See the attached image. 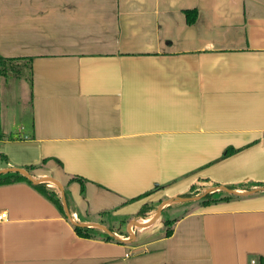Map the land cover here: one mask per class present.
Here are the masks:
<instances>
[{
	"label": "crops",
	"instance_id": "crops-1",
	"mask_svg": "<svg viewBox=\"0 0 264 264\" xmlns=\"http://www.w3.org/2000/svg\"><path fill=\"white\" fill-rule=\"evenodd\" d=\"M0 57L31 59L0 77V171L34 166L71 218L0 185V264L264 257V191L167 208L200 186L264 187V0H0ZM149 203L172 212L169 236L161 216L129 233Z\"/></svg>",
	"mask_w": 264,
	"mask_h": 264
},
{
	"label": "trees",
	"instance_id": "trees-1",
	"mask_svg": "<svg viewBox=\"0 0 264 264\" xmlns=\"http://www.w3.org/2000/svg\"><path fill=\"white\" fill-rule=\"evenodd\" d=\"M185 17H186V22L187 24H192L195 19H196V11H186L185 12ZM30 58H9V59H5L0 57V77H7V75H9V73H15V72H20L21 70V66H19V62H22V69H28V71L30 70ZM233 152H235V149L233 148H229L227 149L222 157H226L229 155H232ZM34 166H29V167H23L21 169H24L25 171L28 172V174L31 173V171L34 169ZM31 175V174H30ZM14 182H26L27 184L32 185L40 194H42L46 199L48 198L51 202H53L56 207L59 209V211H63V204L61 201V196L60 193H58V191L56 189H54V187H50L45 183H32L30 180H27L24 176H22L20 173L18 172H9V173H4V174H0V185H7V184H12ZM244 186V185H243ZM228 190H236L238 187L234 186H225ZM84 185H81V191H83ZM196 188H191L188 192L183 193V195L180 196V198L183 197H195V196H199L197 193H193V191ZM240 190H245V191H251L254 188H238ZM65 191H63L64 193ZM151 193V192H149ZM149 193H146L144 196H148ZM197 194V195H196ZM201 194V193H200ZM234 195H230L224 191H217V192H213V193H206L198 202V204L200 206H208V205H212V204H217L220 201H228L230 200ZM65 200H66V195H64ZM178 204V203H175ZM182 204V202H179V205ZM171 206V205H169ZM156 207L153 206L152 204H144L139 211L137 212L136 216H137V221H142V220H146L148 219V214L152 211H156ZM163 210V209H162ZM161 210V212H162ZM160 212V214H161ZM159 214V216H161ZM174 222V220L172 221H167L165 226L167 228V230H165V236H169L172 232L171 228L168 227L169 225H172V223ZM91 228H85V227H78L75 226L74 230L76 232L77 235L79 236H83V237H90L91 235L88 233V230ZM110 232H112L111 229H109ZM107 239H112L111 236L107 235L106 237ZM255 264H264V257L259 256L257 258V260L255 261Z\"/></svg>",
	"mask_w": 264,
	"mask_h": 264
},
{
	"label": "water",
	"instance_id": "water-1",
	"mask_svg": "<svg viewBox=\"0 0 264 264\" xmlns=\"http://www.w3.org/2000/svg\"><path fill=\"white\" fill-rule=\"evenodd\" d=\"M9 172H18L20 173L22 176H24L27 180H30L32 183L36 184V183H49V182H52L54 183L51 179H46V180H34L32 179L31 175L28 174L27 171H25L24 169H21V168H12V169H7V170H3V171H0V174H4V173H9ZM223 190L224 192L230 194V195H235V194H242V195H251L252 193H255V192H258V191H264V187L263 188H255V189H252L251 191H245L243 193H239L237 192L236 190L232 191V190H228L226 187H221V188H208L206 189L203 193H201L199 196H195V197H183V198H179V201L178 202H184V201H199L206 193H213V192H216L217 190ZM60 196H61V201H62V204H63V210L65 212V215L67 218L71 219L69 217V212H68V206H67V201H65V197H64V193H63V189L61 188L60 189ZM167 201L165 203L162 204V206L164 204H166ZM161 212V206H159V208H157L156 210V215L155 217L153 218L154 220H152V222L150 223H147V224H141L137 221H133L131 224H129L128 226V231L129 233H131V227H138V228H143V227H147L149 226L151 223H153L155 220H157L160 216ZM102 227V226H101ZM104 228V227H102ZM104 230L107 232V234H110L112 235L109 231H107L105 228ZM133 234V233H131Z\"/></svg>",
	"mask_w": 264,
	"mask_h": 264
},
{
	"label": "rangeland",
	"instance_id": "rangeland-1",
	"mask_svg": "<svg viewBox=\"0 0 264 264\" xmlns=\"http://www.w3.org/2000/svg\"><path fill=\"white\" fill-rule=\"evenodd\" d=\"M26 74V73H25ZM48 184H50V183H48ZM54 189H56L55 187H54ZM57 190V189H56ZM204 190H205V187L204 186H200V188H196L194 191H193V193H197L198 195H200V193H203L204 192ZM58 193H59V191H58ZM255 193H260V192H255ZM196 194V195H197ZM178 204H170L171 206H167V208H170V207H172V206H174V205H179V202H177ZM188 208H186V209H184V210H180L178 213H177V215H180V214H182V213H184L186 210H187ZM166 210V209H165ZM169 214H172V212L170 211V209H168L167 211H164L162 214H160L161 215V220L164 222V226H165V224H166V222L167 221H172L173 219H168V216H169ZM173 214H175V212L173 213ZM140 220V219H139ZM127 223V222H126ZM171 225H169L168 227H170ZM125 227V226H124ZM124 227H122V230H124ZM135 229H137V227H134V230ZM165 230H167V228H166V226L164 227V231Z\"/></svg>",
	"mask_w": 264,
	"mask_h": 264
},
{
	"label": "built area",
	"instance_id": "built-area-1",
	"mask_svg": "<svg viewBox=\"0 0 264 264\" xmlns=\"http://www.w3.org/2000/svg\"><path fill=\"white\" fill-rule=\"evenodd\" d=\"M6 219V213L5 212H0V221H4ZM251 264H254L253 261H251Z\"/></svg>",
	"mask_w": 264,
	"mask_h": 264
}]
</instances>
